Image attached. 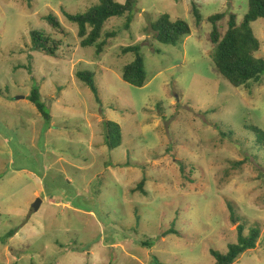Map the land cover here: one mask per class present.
I'll return each mask as SVG.
<instances>
[{
    "label": "rangeland",
    "instance_id": "obj_1",
    "mask_svg": "<svg viewBox=\"0 0 264 264\" xmlns=\"http://www.w3.org/2000/svg\"><path fill=\"white\" fill-rule=\"evenodd\" d=\"M98 2L0 0V264H214L210 249L227 252L239 223L260 237L233 264H264V143L246 128L264 131V75L232 85L209 40L208 17L234 12L240 22L248 0H138L128 27L126 16L105 22L99 53L66 17ZM162 13L191 33L176 45L158 41L150 23ZM251 27L264 58V17ZM32 31L57 41L55 56L31 49ZM134 44L141 87L122 78L134 59L122 48ZM85 70L99 101L77 76ZM35 84L49 122L28 99ZM108 121L122 133L112 149ZM172 226L182 235L163 236Z\"/></svg>",
    "mask_w": 264,
    "mask_h": 264
},
{
    "label": "trees",
    "instance_id": "obj_2",
    "mask_svg": "<svg viewBox=\"0 0 264 264\" xmlns=\"http://www.w3.org/2000/svg\"><path fill=\"white\" fill-rule=\"evenodd\" d=\"M138 0H125L124 3L115 0H99V2L83 13H66V17L78 26V34L81 37L82 46H97L98 53L103 50L105 40L98 42L105 22L114 16H126L128 27L131 23V15L135 10ZM197 24L201 21L199 10L193 7ZM264 17V0H248V10L242 20L238 22L234 12H218L208 17L212 24L209 40L213 44L212 60L216 70L232 85L239 87L249 82H259L264 75V58L257 57L255 53L260 49V41L254 35L251 24L258 18ZM226 18V27L219 23ZM49 24L55 28L61 26L57 16L49 14L46 17ZM154 31V38L161 43L176 45L191 33L189 23L181 18L172 19L169 13H162L156 20L150 23ZM107 35H115L113 32ZM33 44L31 49L44 55L55 56L58 43L50 36L32 31ZM124 53L133 52L134 59L125 64L122 69V78L131 85L141 87L145 84L147 75L144 66V58L140 53V45H128L122 48ZM78 78L83 81L94 92L99 101L98 89L94 80V73L88 70L77 72ZM28 99L36 106L46 122L51 120V115L46 111L44 103L40 99V88L33 85ZM219 133L224 138L233 135V132L221 130L220 124L216 125ZM246 128L253 131L258 143H264V131L256 125L249 124ZM105 141L112 149L120 145L122 141L121 127L118 123L108 121L106 123ZM261 146V145H258ZM184 172L183 164L179 165ZM146 178H142L137 188L143 191ZM232 210V209H231ZM236 221V218L233 219ZM243 223L237 226V240L228 244V250L222 253L210 249L214 257V264H233L244 251L255 248L260 237V232L252 228L248 234L244 233ZM15 233L13 229L6 234L7 237ZM182 233L173 228L162 231V235ZM143 245H151V241H144Z\"/></svg>",
    "mask_w": 264,
    "mask_h": 264
},
{
    "label": "water",
    "instance_id": "obj_3",
    "mask_svg": "<svg viewBox=\"0 0 264 264\" xmlns=\"http://www.w3.org/2000/svg\"><path fill=\"white\" fill-rule=\"evenodd\" d=\"M20 98H24V96H21ZM38 206H39V200H36L33 205H32V208L34 210H37L38 209Z\"/></svg>",
    "mask_w": 264,
    "mask_h": 264
}]
</instances>
